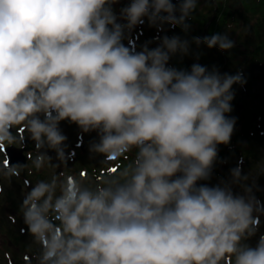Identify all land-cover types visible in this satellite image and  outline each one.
I'll list each match as a JSON object with an SVG mask.
<instances>
[{
  "label": "clouds",
  "instance_id": "9594fccd",
  "mask_svg": "<svg viewBox=\"0 0 264 264\" xmlns=\"http://www.w3.org/2000/svg\"><path fill=\"white\" fill-rule=\"evenodd\" d=\"M120 3L0 0V177L19 178L27 165L11 164L7 148L29 139L37 172L69 168L75 151L62 122L81 138L96 133L91 159L134 153L95 181L81 172L25 185L20 231L39 245L36 264H264V234L247 243L264 216L256 176L238 165L228 180L200 183L212 179L219 145L231 143L233 86L247 80L215 65L170 66L193 44L229 53L235 41L227 31L165 34L137 50L131 33L146 21L187 37L199 0H129L117 12Z\"/></svg>",
  "mask_w": 264,
  "mask_h": 264
},
{
  "label": "rangeland",
  "instance_id": "374dc122",
  "mask_svg": "<svg viewBox=\"0 0 264 264\" xmlns=\"http://www.w3.org/2000/svg\"><path fill=\"white\" fill-rule=\"evenodd\" d=\"M128 2L129 0H121V3L115 6L117 12ZM176 2L177 0H173V3ZM198 9L200 10L199 14H201L199 19L203 21H188L191 28L195 29L197 32L199 31L198 33L194 30L193 32H189L187 37H185V34L179 27L171 29L169 26H165L166 32L158 33L157 30L150 27L146 21L145 24L138 26L131 33L130 46L136 47L137 50H139L140 46L148 41H152L149 47L154 48L158 44L155 37L165 34L169 37L179 35L181 38L188 39L196 36L201 38L209 36L210 21L216 19L220 10L218 2L216 1V3L213 4L212 0H199ZM208 15H212L211 20L207 24H201L206 20V16ZM259 20L260 18L257 16L255 18L254 16L245 19L237 18L229 21L223 26L222 34L227 31L230 34V39L235 41V47L229 53L221 52L217 48L208 49L205 45H201L197 48V46L193 44V55L186 56L182 60L177 56V59L190 62L191 64L200 63L201 65H207L209 69L215 65L219 68L221 73L227 72L236 74L237 71L243 72L247 83L243 87L239 84L233 86L235 91V98L232 101L233 111L228 114L229 116L237 118L235 131L229 145H219V160L226 162L220 163L218 160L214 167L212 179L205 183L212 186L217 184L221 178L225 180L230 179V169L239 165L242 168L243 174L251 173L252 177L256 176L255 179L259 190H254V194L264 203V175H258L260 170L264 169V66L258 64L256 59L246 57L247 53L248 56H256L254 54L256 47L259 43L264 42V38L262 41L258 40L251 30L252 25L255 26ZM215 33L217 32L212 30L210 35ZM130 41L126 39L124 43L129 45ZM262 45H264V43ZM196 53L201 54L199 60L195 58ZM174 59L175 57L170 61V66L175 67V64L180 65V63L174 61ZM205 61L207 62L205 63ZM250 109L255 113L253 117L250 116L253 113H250V115L248 114ZM61 128L68 137L67 143L69 145V150L75 151L73 159L69 161V168L58 169L46 164L41 171L37 172L32 167L30 160V162L26 161L28 165L21 172L19 178L12 177L9 179L7 177H0V264H36L39 245L34 244L31 237L26 232L21 233L20 231L21 228L26 227L23 223L22 213L19 211L22 195L29 190L28 187L25 186L27 184L25 182L26 177L29 179V182L34 184L38 181V179H36L37 177H41L40 180L47 181L50 180L53 175H57L63 179L64 176L79 175L83 172L87 176L92 177L95 181L97 178L104 176L109 167H117L119 169L126 167L130 163V154H128V159L123 158L122 160L121 158L118 162L101 163L104 159L103 156H97L95 159H91L88 145L91 140L97 138L96 133L85 134L81 138L79 129L76 125H69L67 122H62ZM25 135H27V133H25ZM78 143L86 149L83 147V149H81V146L77 147ZM22 147L28 149L22 153L26 156L28 151L33 150L34 144L29 139L27 140V145L25 144V146ZM14 152L17 157L19 156L20 160L21 153L17 149H15ZM30 153H28V155L34 158L36 155L35 151ZM49 155L54 158L56 154L50 151ZM4 158L5 157L0 155V161H3ZM53 162H56L55 159ZM27 168H33V175ZM96 174H100V177L95 176ZM249 183H251V181H249ZM234 192L241 193L242 190L238 186H235ZM260 219L261 226L259 233L257 236L247 241V243L253 247L258 241L259 235L264 234L263 216H261Z\"/></svg>",
  "mask_w": 264,
  "mask_h": 264
},
{
  "label": "trees",
  "instance_id": "16d2710c",
  "mask_svg": "<svg viewBox=\"0 0 264 264\" xmlns=\"http://www.w3.org/2000/svg\"><path fill=\"white\" fill-rule=\"evenodd\" d=\"M216 1L218 2L219 8H220L216 19L214 21H210L212 15H208V16H206V20H204V22L201 23V24H204V23L207 24L210 21L211 22V25L209 28L210 32L212 30H215L217 33L222 34L223 26L225 24H227L229 21L235 20L237 18L245 19V18L250 17V16H254V18H255L257 16L260 18V20L257 22V24L255 26L252 25L251 30L253 31L254 36L257 37L258 40H260V41L263 40V38H264V0H216ZM178 3H179V0H177L176 4H178ZM199 12H200V10L197 8V11L193 13V19H190L191 22L200 21L199 16H201V14H199ZM201 21H203V20H201ZM194 30L195 29L191 28L190 32L191 31L193 32ZM210 32H208L209 36H210ZM258 43H259V41H258ZM263 43L264 42L259 43L258 46L256 47L255 52H254V54L256 56H254V55L248 56V53H247L246 57H252L258 61V64H262L264 66V47H263L264 45H262ZM203 60H204V58H203ZM174 61H178L180 63V65L175 64V67L178 69L190 70L191 65H192L190 62H184V61L177 59V56L175 57ZM206 62L207 61H205V63ZM205 66H207V65H205ZM250 113H253V114L250 115ZM248 114L251 117H253V115L255 113L253 111H251V109H250L248 111ZM243 116H244V114H243ZM252 119H254V118H252ZM130 158H131V160H130V163H131L133 158H134V153H130ZM122 160H123V158H122ZM99 175L100 174H96L95 176H99ZM101 177H103V176H101Z\"/></svg>",
  "mask_w": 264,
  "mask_h": 264
},
{
  "label": "water",
  "instance_id": "95a60500",
  "mask_svg": "<svg viewBox=\"0 0 264 264\" xmlns=\"http://www.w3.org/2000/svg\"><path fill=\"white\" fill-rule=\"evenodd\" d=\"M212 2L214 4V3H216V0H212ZM83 148L86 149L85 147H83ZM14 150H15L14 147H10V148L7 149L8 155H9V158H10V162L13 163V164H24V163H26L27 160H26L25 156H23L22 153L24 151L28 150V149L26 148V149H22V150L19 151L21 153L20 154V160H19V156L17 157V155H15L16 153L14 152ZM200 183H205V181H201Z\"/></svg>",
  "mask_w": 264,
  "mask_h": 264
},
{
  "label": "flooded vegetation",
  "instance_id": "af4514ba",
  "mask_svg": "<svg viewBox=\"0 0 264 264\" xmlns=\"http://www.w3.org/2000/svg\"><path fill=\"white\" fill-rule=\"evenodd\" d=\"M19 147H22V146H19ZM0 155H2V153H0ZM3 156V155H2ZM11 209V208H10ZM12 211H13V209H12Z\"/></svg>",
  "mask_w": 264,
  "mask_h": 264
}]
</instances>
